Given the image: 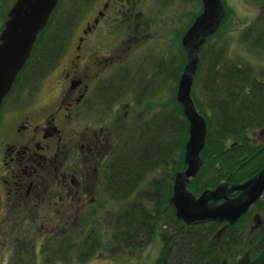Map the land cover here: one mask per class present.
Here are the masks:
<instances>
[{
	"label": "rangeland",
	"instance_id": "374dc122",
	"mask_svg": "<svg viewBox=\"0 0 264 264\" xmlns=\"http://www.w3.org/2000/svg\"><path fill=\"white\" fill-rule=\"evenodd\" d=\"M16 2L17 0H0V34L7 21V14ZM106 2L107 0H60L49 20L50 23H48V29L43 39L48 40L49 37L55 36L59 32L58 38H63L66 42L63 57L43 79L41 78L36 89L30 83H27L30 75L26 71L21 76L18 84L14 85L12 92L5 98L1 107L3 112L8 106L15 108L19 105L21 98L38 100L40 106L49 103L52 99L54 100L57 95V80L63 81L64 72L62 73V71L67 68H81V71L82 67L77 65L82 64L86 59L87 62H85L83 68L87 69L89 66L88 72L91 79L97 80L94 85L102 86L107 97L111 96L114 87L117 88V97H119L113 105L114 108L116 107L120 111L115 123L118 132V144L131 132L135 133L136 129L143 124L148 122L154 124L160 112L177 107L176 95L180 81V78L178 81L180 68L181 66L183 68L182 75L184 68L187 66V54L183 47V38L196 19L203 14V1L145 0L141 5L131 2L128 8L124 9L125 13H129L126 17L123 16L122 19L115 20L114 16H110L107 20L105 19L101 26L88 37L87 44L83 46L84 41L81 43V39L85 40L87 24L93 22L98 11L102 10ZM223 2L227 9V16L224 19V24L222 23L223 27L201 48L199 68H209L208 62H205L206 59H202V56L208 54L209 60L214 62V68H227L228 64L230 65V62H232L242 68H255L257 74L260 72L264 74V0H223ZM128 16H130V19H128ZM97 24L98 21H95L94 27ZM60 28L64 29V31L61 30V33ZM122 40H125V43ZM128 46L131 50L126 51ZM78 47H80V50H78ZM122 49L126 53L120 56L118 62L113 63L118 64V68L108 66L105 69V63H101L102 58H107L112 54L120 55L121 52L119 51H122ZM202 52L204 54H201ZM215 52H218V57H215ZM81 56L84 57L81 59ZM184 61H186L185 64ZM94 77L96 78L94 79ZM202 79L197 85L194 84V88L197 89L203 110L197 104L196 106L208 123L209 135L212 128L215 129L214 126L209 125V121L214 124L216 115L207 105L208 98L204 88L206 81ZM261 79L264 81V75ZM111 85L113 88L110 87ZM126 107H130L129 117H125ZM171 137H173V142H178L180 139L177 132L168 135V138ZM246 139L247 141H245ZM187 140L188 137L179 150L177 148L173 155L168 152L166 157L147 147L145 156V161L147 160L146 174L140 189L132 197L130 203L135 202L137 196H139L138 192L151 193L160 189L163 192L165 188L173 190L176 173L187 168L185 164V144ZM245 142L256 146V150L260 151L259 159L253 164L261 168H258L247 179L248 181L264 169V125L253 127L239 136H230L221 142V145L226 149H230L239 145L243 146ZM135 152L138 153V150ZM117 154H120V151ZM131 155L134 156L135 154L132 153ZM201 158L203 167L207 166L204 178L210 175L211 178L216 176L212 168L214 167V161L208 159L205 161L203 152ZM247 159L248 155H244L241 161H247ZM176 160V164L180 163V166L175 169L174 163ZM205 162L207 163L205 164ZM182 164L185 167L180 168ZM228 179H222L219 185L226 183L232 185L242 184L230 182ZM215 188L207 189L214 190ZM3 189L0 183V195H3ZM188 189L196 197L201 196L207 190L198 193L191 187H188ZM102 198L104 205H102V212L98 216V224L102 226L100 229L67 230L65 237H57L54 239L55 241L38 248L37 251L29 248L24 249L23 246L6 244L3 233L9 230H0V264H11L14 259L21 255L25 257L27 254L35 253L39 254L38 260L36 258L38 264H46L45 262L49 258H52V264H65L60 259V252L68 254L70 258L68 264H159L162 242L158 236L151 245L136 251L124 249L113 241V230L111 228L113 219L115 216H119L128 202L113 198L106 188L103 190ZM149 207H153V203ZM167 227L170 230L179 229V226L172 224ZM159 228L161 231L162 225ZM31 231L35 233L36 230ZM160 231H158V235H160ZM259 234L257 241L264 243V230L260 231ZM41 240L42 238L38 237L37 247L41 245ZM88 241H96L97 246L89 259H83L86 250L89 248L86 245ZM45 251L49 254H46ZM251 251V249H247L244 254L241 255L240 253V256H242L239 257L240 259L238 257L234 261L228 259L227 264H249V262L254 263V260L261 259L260 252L254 254ZM24 259H27V257Z\"/></svg>",
	"mask_w": 264,
	"mask_h": 264
},
{
	"label": "flooded vegetation",
	"instance_id": "af4514ba",
	"mask_svg": "<svg viewBox=\"0 0 264 264\" xmlns=\"http://www.w3.org/2000/svg\"><path fill=\"white\" fill-rule=\"evenodd\" d=\"M131 2L141 5L145 0H107L93 22L87 24L86 30L91 27V31L85 36L83 46L105 19L126 17L129 13L124 9ZM95 21H98L96 27ZM127 50H131L130 46ZM119 52L120 55L102 58L105 69L118 68L113 63L126 53L124 49ZM85 62L87 59L77 65L83 71L81 68L62 71L63 81L57 80V95L49 103L40 106L38 100L21 98L15 108L8 106L4 112L0 109V183L4 188L0 195V230H9L3 233L6 244L37 251L55 238L63 237L67 230L102 227L98 216L104 205L103 190L107 189L109 170L118 157L115 123L120 111L113 104L119 96L115 87L107 97L102 86L94 85L97 80L91 79L89 66L83 68ZM125 110V117H129L130 107ZM238 194L231 192L228 197L233 199ZM210 222L220 224L214 240L225 237V245L239 243L241 255L247 249L254 254L260 252L261 259L249 264H264V243L257 241L259 232L264 230V195L219 238L216 236L227 222L206 223ZM231 229L238 231V236L227 233ZM38 237L42 240L37 247ZM240 253L238 258L242 257Z\"/></svg>",
	"mask_w": 264,
	"mask_h": 264
},
{
	"label": "trees",
	"instance_id": "16d2710c",
	"mask_svg": "<svg viewBox=\"0 0 264 264\" xmlns=\"http://www.w3.org/2000/svg\"><path fill=\"white\" fill-rule=\"evenodd\" d=\"M222 25L220 28L223 27ZM47 29L48 27L40 33L26 65L27 68L25 67V70L19 74L15 85L27 71L30 75L27 83L36 89L41 78L43 79L63 57L66 42L63 38H58L59 32L48 40L43 39ZM59 30L60 33L61 30L64 31L63 28ZM215 57H218V52H215ZM202 59H206L205 62H208L209 68H199L195 84L197 85L202 78L207 82L204 85L208 98L207 105L216 115L215 125L208 119L209 125L214 126L215 129L212 128L208 135L203 157L205 161L207 159L214 161L212 168L216 176L211 178L210 175L204 178L207 166H202L189 186L198 193L207 188H215L222 179L226 178L233 183H242L256 172L259 167L253 163L260 156L256 146L245 142L243 146L226 149L222 147L221 142L230 136H239L253 127L264 125V81L261 79L264 74H261L262 72L257 74L255 68H242L232 62L227 68H214V62L209 60L208 54L202 56ZM180 69L182 72V66ZM193 97L197 106L203 110L196 88L193 90ZM176 105L174 109L160 112L154 124L145 123L137 128L135 133L128 134L118 145L120 154L115 157L114 164L109 170L107 191L113 198L128 203L111 227L113 241L124 249L136 251L151 245L158 236L162 242L159 264H221L226 259L238 257L239 243L225 245V237L214 240L213 235L219 223L187 225L177 220L175 208L170 203L173 193L171 188H165L163 192L162 189L151 193L138 192L139 196L135 202L130 203L140 189L146 174L147 147L166 157L168 152L173 155L177 148L179 150L188 137L189 122L184 115L183 106L178 101ZM174 132H177L180 138L178 142H173L174 136L168 138V135ZM136 150L138 153L135 152ZM132 153L135 155L132 156ZM244 155H248L247 161H241ZM176 162L177 160L174 163L175 169L180 166V163L177 165ZM183 164L180 168L185 167ZM152 203L153 207H149ZM169 224L179 226V229L168 230ZM160 225H162L161 231ZM230 232L238 236V231L233 229L227 231V233ZM86 245L89 248L83 259H89L97 242L88 241ZM45 253L48 252L45 251ZM60 254V259L68 264L70 262L68 254L62 252ZM38 255V253L27 254L25 256L27 259L21 255L11 264H38ZM51 261L52 258H49L45 263L52 264Z\"/></svg>",
	"mask_w": 264,
	"mask_h": 264
},
{
	"label": "water",
	"instance_id": "95a60500",
	"mask_svg": "<svg viewBox=\"0 0 264 264\" xmlns=\"http://www.w3.org/2000/svg\"><path fill=\"white\" fill-rule=\"evenodd\" d=\"M202 1L203 14L196 19L183 38L187 66L180 77L177 101L183 106L184 115L189 122V135L185 144L187 168L176 173L170 203L175 208L177 220L187 225L202 224L211 220L227 222L218 232L216 238H219L229 225L238 222L264 195V169L244 184H221L214 190H205L199 197L188 189L203 166L201 154L206 147L209 131L208 123L198 111L193 99L200 52L203 45L218 32L226 16L222 0ZM58 3L59 0H17L9 12L0 34V109L30 59L38 37L48 26ZM89 31L91 27H88L85 34ZM83 41L81 39V43ZM231 192L239 194L230 199L228 194ZM222 200L224 201L219 204ZM256 228H259V225H256Z\"/></svg>",
	"mask_w": 264,
	"mask_h": 264
}]
</instances>
